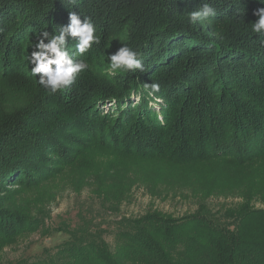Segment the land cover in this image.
<instances>
[{
    "label": "trees",
    "instance_id": "16d2710c",
    "mask_svg": "<svg viewBox=\"0 0 264 264\" xmlns=\"http://www.w3.org/2000/svg\"><path fill=\"white\" fill-rule=\"evenodd\" d=\"M133 4L126 14L130 30L123 44L141 53L145 71L118 70L112 84L87 79L86 94L67 124L94 136L92 141L101 150L159 161L173 169L223 160L236 168L264 160V31H252L258 16L252 15L251 22L243 24L245 28L220 31L221 26L213 29L208 23L220 25L235 14L236 5L225 0H137ZM204 4L211 5L215 15L191 23L188 14ZM254 5L257 10L264 8V0ZM73 11L93 17L82 0H0V83L34 85L37 78L31 74L29 58L40 34H59ZM68 39L73 50L75 40ZM169 56L171 61L158 67L162 73H150ZM18 80H24L23 84ZM153 82L161 90L150 95L144 86ZM74 86L80 87L78 83ZM64 91H60L63 99ZM35 92L30 95L36 97ZM34 100L29 98L13 110L0 106V158L6 167L7 159L12 162L21 157L17 165L25 160L34 165L37 175L38 163L31 162L34 155L44 163L46 157L40 158V151L47 147L63 157L59 142L67 140L61 136L55 143L45 142L39 151L35 148L41 143L39 138L29 143L35 136L24 128L36 120L39 107H34ZM95 101L111 103L109 111L115 119L110 127L104 125L108 115L99 123L92 122L99 110ZM156 103L158 113L152 107ZM79 113L83 114L80 123ZM33 149L36 153L31 157ZM23 175L28 178L27 173ZM7 176L0 173V179ZM245 190L239 194L240 201L223 207L221 214L211 211L209 194L204 193L196 194L199 201L194 209L181 216L153 209L140 216L121 217L114 223L112 242L103 237L100 224L59 229L67 233L66 241L20 264H264V208L256 206L264 198L254 180ZM92 198L104 213L113 214L105 197ZM32 225L33 229L38 226Z\"/></svg>",
    "mask_w": 264,
    "mask_h": 264
},
{
    "label": "rangeland",
    "instance_id": "374dc122",
    "mask_svg": "<svg viewBox=\"0 0 264 264\" xmlns=\"http://www.w3.org/2000/svg\"><path fill=\"white\" fill-rule=\"evenodd\" d=\"M134 1L137 0H82L86 12L89 10L93 13L91 18L101 43L94 44L82 56L74 57L84 61L87 68L75 81L80 87L74 86V83L72 89L64 91V99L60 97V91L49 94L38 83L39 77H35L37 79H34V85L27 82L21 86L0 83V106H5L2 107L3 110L22 107L29 98L35 99L34 107H39L36 120L29 128L24 129L35 136L31 137L29 143L34 138L40 139L37 142L41 143L35 147L37 151L44 148L41 147L43 143H55L61 136H65L67 140L59 142L64 147L63 157L47 147L40 151V158L46 157L44 163L36 160L34 155L31 162L38 163L37 175L34 174L33 164L32 167L24 160L21 166L17 165L21 157L12 162L7 159L6 167L2 165V157L0 158V173L8 175L0 179V264H20L27 258L41 255L45 249L53 248L68 239L67 233L59 229L70 231L88 222L100 224V228L105 230L103 237L112 242L110 235L114 231V223L121 217L140 216L153 209L181 216L194 209L195 203L199 201L196 194H209V208L213 213L221 214L223 207L240 201L239 194L246 191L251 180L255 181L256 190L264 198V160L249 161L236 168L223 160L192 165L187 169H173L159 161L124 157L101 150L92 141L94 136L84 135L72 123L67 124L71 119L70 115H75L76 106L82 103L81 97L86 94L84 86L87 79L96 84L115 82L113 75L117 71L110 69L108 56L124 45L130 30L126 14L131 11ZM225 2L235 4L236 12L220 25L208 23L213 29L221 26L220 31H224L241 25L246 27L243 24H249L252 15L259 8L254 5L258 0ZM229 6L230 3L226 8ZM83 17L90 16H86L84 12L80 18L83 20ZM170 61V56L160 60L153 66L156 69L151 66L150 73H162L158 67ZM28 80L31 83L34 81L32 78ZM78 80L82 83L77 82ZM15 82L23 84L24 80ZM13 89L20 91H11ZM25 89L27 92H24ZM33 92L36 97L30 95ZM133 98L137 100L138 97ZM95 102L90 103L88 108ZM96 103V109L99 110L93 115L92 122L99 123L108 115L110 118L104 125L110 127L111 121L115 119L114 112L112 114L109 111L111 103ZM152 107L155 113L159 112L157 103ZM52 114L57 116L52 119ZM82 119L83 114L79 113L78 122H82ZM54 123L59 124L55 127ZM96 138L101 141L100 135L97 134ZM56 144L59 148L58 142ZM104 145L109 143L105 142ZM23 151H27V148H23ZM32 153L36 151H30L31 157ZM26 173L28 178L23 175ZM95 195L105 197L106 203L110 202L113 214L104 213L99 208L97 201L92 198ZM256 206L264 208V203ZM35 223L38 226L33 229L32 224Z\"/></svg>",
    "mask_w": 264,
    "mask_h": 264
},
{
    "label": "clouds",
    "instance_id": "9594fccd",
    "mask_svg": "<svg viewBox=\"0 0 264 264\" xmlns=\"http://www.w3.org/2000/svg\"><path fill=\"white\" fill-rule=\"evenodd\" d=\"M75 3V0H72ZM215 15V9L204 4L202 8L188 14V20L196 23L203 22L210 16ZM254 15L258 16L252 24V31L261 33L264 31V8L256 10ZM69 24L60 27L59 34H50L43 31L35 50L31 53L29 62L33 65L31 74L34 77L39 75L38 83L43 86L49 94H55L72 86L78 76L85 71L87 65L82 60L74 57L82 56L88 52L94 44L99 45L101 38L96 34V26L91 17L80 18L75 11L69 15ZM68 37L75 40V51L69 48ZM47 40V42H45ZM110 69L112 71H136L144 72V64L141 53L134 50L127 44L119 47L117 51L108 56ZM145 89H150V95L159 92V83L146 84Z\"/></svg>",
    "mask_w": 264,
    "mask_h": 264
}]
</instances>
